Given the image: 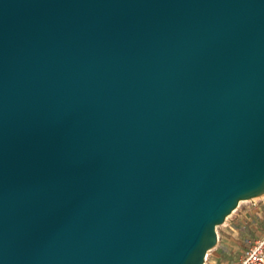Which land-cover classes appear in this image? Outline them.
<instances>
[{
    "label": "water",
    "instance_id": "95a60500",
    "mask_svg": "<svg viewBox=\"0 0 264 264\" xmlns=\"http://www.w3.org/2000/svg\"><path fill=\"white\" fill-rule=\"evenodd\" d=\"M264 192V0H0V264H204Z\"/></svg>",
    "mask_w": 264,
    "mask_h": 264
},
{
    "label": "rangeland",
    "instance_id": "374dc122",
    "mask_svg": "<svg viewBox=\"0 0 264 264\" xmlns=\"http://www.w3.org/2000/svg\"><path fill=\"white\" fill-rule=\"evenodd\" d=\"M263 218L264 192L239 200L217 226V243L208 250L204 264H235L249 241L264 231Z\"/></svg>",
    "mask_w": 264,
    "mask_h": 264
},
{
    "label": "built area",
    "instance_id": "2783aa9c",
    "mask_svg": "<svg viewBox=\"0 0 264 264\" xmlns=\"http://www.w3.org/2000/svg\"><path fill=\"white\" fill-rule=\"evenodd\" d=\"M235 264H264V231L249 241Z\"/></svg>",
    "mask_w": 264,
    "mask_h": 264
},
{
    "label": "crops",
    "instance_id": "0c3cea01",
    "mask_svg": "<svg viewBox=\"0 0 264 264\" xmlns=\"http://www.w3.org/2000/svg\"><path fill=\"white\" fill-rule=\"evenodd\" d=\"M214 254L216 253V252H213ZM211 258H213V257H211Z\"/></svg>",
    "mask_w": 264,
    "mask_h": 264
}]
</instances>
